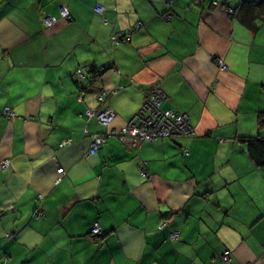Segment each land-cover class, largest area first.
Segmentation results:
<instances>
[{"label": "crops", "instance_id": "1", "mask_svg": "<svg viewBox=\"0 0 264 264\" xmlns=\"http://www.w3.org/2000/svg\"><path fill=\"white\" fill-rule=\"evenodd\" d=\"M210 1L0 0V264H264V168L239 139L264 136V22L252 32ZM77 69L98 71L91 89ZM152 87L194 135L109 136L89 154ZM105 109L108 126L85 115Z\"/></svg>", "mask_w": 264, "mask_h": 264}, {"label": "built area", "instance_id": "2", "mask_svg": "<svg viewBox=\"0 0 264 264\" xmlns=\"http://www.w3.org/2000/svg\"><path fill=\"white\" fill-rule=\"evenodd\" d=\"M216 4V2H213ZM104 7L100 4H95L94 11L97 14H102ZM60 14L63 18H68L67 10L64 7L60 8ZM171 14H166L164 19L168 20ZM55 17L44 16L42 17V23L45 26H50L55 22ZM103 22H106L105 18H102ZM142 23L137 22L136 28L141 27ZM131 29H126V31H114L110 35L111 44H119L129 38V32ZM216 65L219 69L225 70L226 66L221 62V60L216 61ZM76 78L79 83H85L86 74L84 71L77 69L75 72ZM79 97L83 95V91L80 92ZM103 99V93L98 95V100ZM166 100V96L159 87H152L146 91L144 100L137 111L132 115V117L126 122L124 126L115 130H107L104 133L92 136L89 145V154H94L100 145H102L106 138L109 136L116 137L128 143V145L137 146L142 142L155 141L160 138H180V137H192L194 135L193 128L188 122V116L184 113H178L172 109H164L162 103ZM1 114L7 118L14 116V112L11 111L9 107H4ZM85 115L87 117H94L97 122L101 125L108 126L114 117V112L110 109H105L101 111H91L86 110ZM9 167V159H3L0 161V169L5 170ZM140 175L145 177L146 172L142 167L139 169ZM63 169L61 167L56 169L57 177L55 182L60 180L63 174ZM39 212L34 213V215H39ZM165 221H162V225ZM90 233L93 236H98L101 234L100 227L97 223H94L90 227ZM177 232H172L169 234V239L173 240L177 237ZM229 251L225 250L221 255L222 261H228Z\"/></svg>", "mask_w": 264, "mask_h": 264}, {"label": "trees", "instance_id": "3", "mask_svg": "<svg viewBox=\"0 0 264 264\" xmlns=\"http://www.w3.org/2000/svg\"><path fill=\"white\" fill-rule=\"evenodd\" d=\"M219 0H211V6L216 5ZM227 0H221V5L227 10V13L234 17L240 24L248 28V30L255 32L260 24L264 22V0H240L239 3L230 7L226 3ZM216 2V4H213ZM172 5V3H170ZM61 16V14H60ZM111 35V34H110ZM90 75L87 76L83 88L91 89L97 81L98 71L90 69ZM258 130L264 129V112H260L257 121ZM245 146V151L253 164L258 168H264V136H244L239 138Z\"/></svg>", "mask_w": 264, "mask_h": 264}, {"label": "rangeland", "instance_id": "4", "mask_svg": "<svg viewBox=\"0 0 264 264\" xmlns=\"http://www.w3.org/2000/svg\"><path fill=\"white\" fill-rule=\"evenodd\" d=\"M232 2H234V0H227V1H226V3H227L228 5H230Z\"/></svg>", "mask_w": 264, "mask_h": 264}, {"label": "water", "instance_id": "5", "mask_svg": "<svg viewBox=\"0 0 264 264\" xmlns=\"http://www.w3.org/2000/svg\"><path fill=\"white\" fill-rule=\"evenodd\" d=\"M81 87L85 88V87H86V85H85V84H82V85H81Z\"/></svg>", "mask_w": 264, "mask_h": 264}, {"label": "clouds", "instance_id": "6", "mask_svg": "<svg viewBox=\"0 0 264 264\" xmlns=\"http://www.w3.org/2000/svg\"><path fill=\"white\" fill-rule=\"evenodd\" d=\"M166 14H168V13H166ZM166 14H164L163 16H165ZM169 14H170V13H169ZM169 19H170V18H169ZM169 19H168V20H169Z\"/></svg>", "mask_w": 264, "mask_h": 264}, {"label": "bare ground", "instance_id": "7", "mask_svg": "<svg viewBox=\"0 0 264 264\" xmlns=\"http://www.w3.org/2000/svg\"><path fill=\"white\" fill-rule=\"evenodd\" d=\"M144 169V168H143Z\"/></svg>", "mask_w": 264, "mask_h": 264}]
</instances>
